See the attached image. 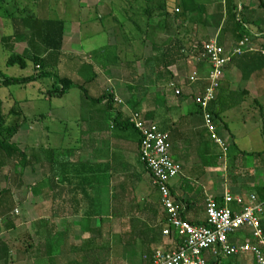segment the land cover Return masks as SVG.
<instances>
[{"label": "crops", "instance_id": "1", "mask_svg": "<svg viewBox=\"0 0 264 264\" xmlns=\"http://www.w3.org/2000/svg\"><path fill=\"white\" fill-rule=\"evenodd\" d=\"M120 1L80 0V10L90 11L91 16L80 17L81 24L77 30L62 20L65 22L62 53L67 47H76L77 41L83 39L77 47L97 53L101 62L106 60L104 53L118 46L117 29L126 28L118 26L115 8ZM128 2L133 7L136 0ZM239 8L251 24L247 26L248 30H257L254 23L263 26L264 19H253L260 9V0H239ZM119 12L127 22H133L130 18L132 10ZM36 14L41 18L48 13L41 10ZM103 24L106 26L99 28ZM12 30L15 29L12 27ZM215 30L217 35L207 42L218 39L227 50L234 49L236 44L226 45L221 40V30ZM127 33L126 36H130L129 31ZM103 35L108 39L107 43L91 49L94 46L91 44ZM258 35H261V42L264 34ZM37 37L39 35L33 38ZM148 41L149 36H146L143 43L147 55L144 58L123 66L119 63L116 71L105 66L101 69L105 80L97 84L101 94L97 98L85 95L87 105H90L87 109L92 116L89 117L90 122L87 121L91 127L84 133L91 135L90 139L84 138L79 148L68 152L54 148L47 150L49 159L42 175L45 185L34 191L36 202L25 207V202L20 199L16 211H22V218L0 228V264H128L137 259L140 264H145L146 256L179 247L176 238L162 236L161 231L168 226L167 215L161 204L160 192L141 159L140 134L123 124L135 112L132 103L140 104L142 109L145 98V94L141 96L139 93L131 96L127 88L136 85L159 90L155 74L159 68L149 61ZM21 44L25 45L24 52L30 50L28 40L18 43ZM254 45L257 49H264L263 44ZM124 49L130 51L131 43L127 41ZM191 49H187L185 58L170 69L175 76L174 83L182 92L181 98L168 87L159 93L158 101L152 104L150 111L156 110V122L170 137L172 159L182 168V174L170 184L174 201L183 209L187 222L201 226L207 222L209 199L222 201L229 192L241 197L248 205L252 195L264 196V159L244 156L242 154L253 153L242 151L237 146L239 141L254 145L258 131L257 135L264 139L261 129L264 124V59L259 56L247 58L246 61L231 63L226 69L217 100L212 106L219 136L229 148L225 159L222 150L211 140L198 106V100L207 87L210 67L199 62ZM160 52L157 47L152 49L156 55ZM42 53L50 67L55 57ZM256 67L257 71L251 77H244L243 71L250 72ZM120 69L124 71L121 76L117 75ZM195 74L202 81L192 83L191 78ZM106 94L112 95L114 101L120 99L123 104L114 102L109 106L107 101L95 102ZM251 98L257 109V118L253 117L252 122L243 115L245 104ZM144 110L141 111L145 115ZM107 112L112 115H107ZM105 118L109 119L108 124ZM237 123L242 129L233 134L232 128ZM249 240L248 231L231 238L235 244Z\"/></svg>", "mask_w": 264, "mask_h": 264}, {"label": "rangeland", "instance_id": "2", "mask_svg": "<svg viewBox=\"0 0 264 264\" xmlns=\"http://www.w3.org/2000/svg\"><path fill=\"white\" fill-rule=\"evenodd\" d=\"M128 1L131 0H121L115 8L119 23L118 26H125L126 28L117 29L118 46L109 48V50L104 53L106 55V60L101 62L99 61L100 55L97 53H89L86 51V48H83V50L80 46L77 47L79 41H82L83 43V39H81L77 41L76 47H67L64 53L56 55L57 57H55V60L53 61L54 63L50 65V67L46 66V71L49 73L47 77L38 79L31 84L24 86H11L9 88L0 89V98L4 101L5 114H8L10 110L19 103L17 108L27 119L25 126L20 131L19 135L13 140V143L17 145L21 151L25 152L29 160H33L34 154H38L42 159H44V157L46 159L47 150L50 148H54L56 151L63 149L66 150V152L77 149L84 138L90 139L91 135H86L84 133L88 132L91 127L87 121L90 122L89 117L92 116V114L89 113V109H87L90 105H87L88 100L85 99V95L97 98L101 94L97 87L98 83L105 80L103 70L101 69L106 66L108 69L115 70L119 63L123 66L126 63H136L135 60L137 58H144L147 55H145L146 47L143 43L146 36H149V41L147 43L149 44V49L151 51L148 58H150L149 60H152L156 56V53H152V49L156 50V47L160 48L163 42L166 43L169 39V35L158 28L160 22L159 18H155L149 23L145 16V11L148 6L156 5L158 2H164V0H152L149 4L144 0H136L133 7L129 6ZM197 1L199 3L210 5L214 0ZM180 4V0H170V7L172 9L179 7ZM123 9L132 10V16H130L133 21L132 23L127 22L123 13L119 12L123 11ZM41 10H46V13L48 14L40 18L36 13L38 11L41 12ZM90 14V11L82 12V10H80V0H0V72L10 78H26L36 76L41 71L39 68H36L35 63L32 61H28L27 69H22L20 66H8V61L12 55H22L25 53V45L23 44H17L18 46H15L17 47L16 50L13 51L10 49V44L3 43V38L13 35L14 30H12V27L14 29V26L12 25H14V22L18 21L19 26L21 20H65L72 26V28L74 27V29L77 30L79 24H81L82 16L89 17L91 16ZM253 19H264V10L258 9L257 17L254 16ZM202 20L203 18L198 14L194 15L181 30L180 37L184 40L188 49L192 48L191 50H193L195 48L197 51L199 45H203V43L215 38L217 35L214 28H206L201 23H198L202 22ZM149 24H151L150 29L148 27ZM105 26L106 24H103V26L99 25V28ZM19 28L20 30H25L22 25H20ZM128 31L130 36H126ZM249 32L251 34L249 37L255 38L253 40L254 44H264V40H261L260 42V37H255L257 36V33H260L256 28H250ZM171 34H176V32ZM126 37H128V39H126ZM221 38L226 45L233 46L235 43V41L231 40L228 36L221 35ZM32 40L35 41L36 38H32ZM107 41L108 39L103 35L91 44L94 45L91 49H98V47L103 46ZM127 41L131 43L130 51L129 49H124ZM152 45L153 47H151ZM51 58H54V56ZM152 65L156 66L155 63ZM123 73L124 71L121 69L120 71H117V75L119 76L123 75ZM65 79L72 81L77 86L82 87V89L74 87L63 98H49L47 96L49 91L55 89L60 80ZM105 83L107 87L108 80H106ZM140 83L141 82L139 81V84ZM127 89L133 97H135V95L138 96V93L141 94V96L145 94L141 110L145 109L146 112L152 106L154 95L158 91L156 88H149V86L143 88L136 85ZM132 105H135V103H132ZM245 107L246 110L243 115L247 120L249 119V121L252 122L254 119L253 117L257 118V109L254 99H248ZM107 115L112 114L111 112H107ZM14 120V117H11L8 124H12ZM105 122L108 124L109 119L107 120L105 118ZM240 128L241 127L238 126L237 123L232 128L233 134H237V129ZM261 129L263 132V123ZM258 133L259 131L257 134ZM257 134H255L254 145H248L247 141H239L240 143L237 145L238 149L250 153L264 151V139ZM234 152H236L235 149ZM57 154L58 153H56V155ZM43 172H45V170L42 168L41 164H32L31 167L24 170L9 166L0 175V193L5 189H10L13 193L14 199L17 201H15L16 204L22 199L25 202L24 206L29 207L30 204L36 202L34 191L37 192L38 189L42 188V185L40 184L43 182ZM17 173L23 176V185L19 183ZM233 173L235 174V172ZM21 213L22 211H16L14 217L12 215L11 222H16L18 219L22 218ZM7 223L8 220L2 219L0 228L4 227ZM211 259L215 261L213 258ZM220 261L221 264H255L252 257H222L220 258ZM128 264H140V262L137 259L136 262Z\"/></svg>", "mask_w": 264, "mask_h": 264}, {"label": "built area", "instance_id": "3", "mask_svg": "<svg viewBox=\"0 0 264 264\" xmlns=\"http://www.w3.org/2000/svg\"><path fill=\"white\" fill-rule=\"evenodd\" d=\"M254 39L246 37L232 50H227L218 39H214L202 45L198 57L199 62H206L210 67L207 87L198 100V106L211 140L222 150L225 159L228 158L229 148L219 136L212 106L217 100L226 69L234 58L257 51L264 55V49H257ZM200 81L197 74L191 78L192 83ZM169 88L175 91L176 96L182 95L176 83H171ZM115 102L123 104L118 98ZM130 123L140 134L141 159L160 192L161 204L168 218L164 236L176 238L179 242L177 249L158 251L152 259L146 258L145 264H209L208 258L216 262L222 257H252L255 264H264V200L252 195L250 204L245 205L241 197L228 192L222 201L208 200L205 225L195 226L187 222L170 188L171 182L182 174V168L172 159L169 135L141 113H132ZM243 231L250 233L251 240L244 244L232 243L231 238Z\"/></svg>", "mask_w": 264, "mask_h": 264}, {"label": "trees", "instance_id": "4", "mask_svg": "<svg viewBox=\"0 0 264 264\" xmlns=\"http://www.w3.org/2000/svg\"><path fill=\"white\" fill-rule=\"evenodd\" d=\"M180 1L181 4L175 9H172L170 7L169 0H164V2H158L156 5L148 6L145 11L147 21L151 23L153 19L159 18L160 22L158 24V28L169 35V39L167 40V42L159 48L161 52L156 55L155 58L149 60L150 62L155 63L159 68V70L155 71L156 83L159 90L154 95L153 103L158 101L159 93H161L162 90L167 89L171 83L175 82V76L172 74L170 69L174 67V65H176L179 61L185 58V51L188 49L184 40L181 39L180 33L183 27L190 21V19L194 15L198 14L203 18L202 22L198 23H201L206 28L221 30V35L230 37L231 40L235 41L234 45L236 44V46L244 38L251 35L249 30L247 29V26H250L251 24L248 19L244 18V16L240 12L239 0H214L213 2H211L212 4L210 6H207L205 3H199L196 0ZM147 2L149 4L152 2V0H148ZM260 9L264 10L263 0H260ZM20 25H22L25 30H20ZM20 25L18 26V21L14 22L15 30L13 35L3 38V43L10 44V49L14 51L15 46L18 43L28 40L30 50L22 55H12L8 61V66H20L22 69H27L28 61H32L35 63L36 68H39L41 71L36 76L26 78H10L0 72V89L9 88L11 86H24L27 84H31L38 79L47 77L49 75V73L46 71L48 61L43 58L42 52H46L47 54H50V56L57 57L56 55L61 54L63 50L65 34L64 21H41L40 19L34 21L21 20ZM255 25H257L258 32L264 34V25L261 26L257 23H255ZM149 27H151V24H149ZM173 32H176V34H171ZM36 35H39V38L37 37L35 41L32 40V38ZM202 48V45H199L197 51L195 48L193 49L196 56H200ZM253 53L254 52H248L241 57H236L232 60V63H238V61L240 60L246 61L247 58L257 56H259L261 59H264V56L261 54V52H255L256 54ZM256 71L257 67L256 70L251 69L250 72L243 71L244 77H247L248 79V77H251ZM74 87H79L82 89V87L77 86L70 80H60L57 83L55 89L49 91L47 96L49 98H63ZM178 97L181 98L180 96ZM105 101H107V105L109 106H112L115 102L112 95L109 94H106L105 96H102L101 98L95 100L96 103H103ZM18 105L19 103H17V106H14L8 114H5L4 101L0 98V175L9 166L24 170L31 167L32 164H41L42 168H44L45 170L46 162L49 159L48 153L46 159L45 157L44 159H42L41 156H38V154H34L33 162V160H29L27 158L25 152L21 151L17 147V145L13 143V140L19 135L20 131L23 129L27 122V119L25 118L23 113L18 110ZM133 109L136 113L142 114L140 104H135ZM156 113V110L155 112H152L149 108L145 113V118L148 120L154 119V122L161 129L160 125L156 122ZM11 117H14L15 120L12 124H8ZM123 124H126L131 129H135V127L130 123V120L124 121ZM161 130L165 132L164 129ZM242 155L256 157L257 160L264 159V152ZM17 175L19 183L23 185V176L18 173ZM40 185L44 187L45 179H43V182ZM260 199L264 200V196H261ZM16 207L17 204L15 202L12 191L10 189L3 190L0 193V217H2L0 219H5L10 222L12 219V215L16 211ZM164 232L165 230L161 231L162 236H164ZM104 250L106 249L103 248V251ZM153 256L154 255H149L146 256V258L152 259ZM210 259L211 258H208L209 264H221L220 260L215 262ZM102 264H108V262H103Z\"/></svg>", "mask_w": 264, "mask_h": 264}]
</instances>
